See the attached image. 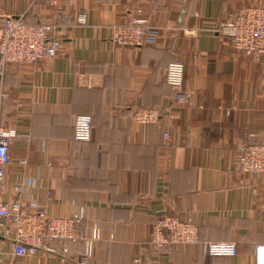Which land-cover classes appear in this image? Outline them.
<instances>
[{
    "label": "crops",
    "instance_id": "1",
    "mask_svg": "<svg viewBox=\"0 0 264 264\" xmlns=\"http://www.w3.org/2000/svg\"><path fill=\"white\" fill-rule=\"evenodd\" d=\"M259 4L264 0H0V23L10 15L54 25L61 44L56 56L10 63L0 76V119L17 131L0 199L26 213L47 206L52 216L84 207L80 239L66 254L18 255L0 232V264H84L83 239L95 227L101 235L85 264H254L256 245L264 244V174L241 171L237 153L240 143L264 141V61L236 50L218 28L241 7ZM136 9L162 28L156 44L112 40L113 25ZM175 60L185 65L187 105L166 82ZM141 107L171 115L139 123ZM77 115H91V140L74 138ZM165 214L196 224L199 241L149 246L152 224ZM230 241L235 256L203 248Z\"/></svg>",
    "mask_w": 264,
    "mask_h": 264
},
{
    "label": "built area",
    "instance_id": "2",
    "mask_svg": "<svg viewBox=\"0 0 264 264\" xmlns=\"http://www.w3.org/2000/svg\"><path fill=\"white\" fill-rule=\"evenodd\" d=\"M140 9L128 12L127 18L113 25L112 40L123 46L154 45L162 37V28L152 25L142 17ZM78 23L85 24L83 15ZM218 31L229 37L236 50L264 61V5H246L219 24ZM60 39L54 35V25L48 23H28L24 16H5L0 23V76L10 63H34L46 57H54L60 51ZM185 65L181 60L169 63L166 82L176 92L175 100L180 105L190 103V94L185 90ZM87 85H94L91 77ZM164 115H171L160 109L138 108L134 118L143 124L156 123ZM91 115H77L74 120V138L89 141L92 138ZM17 131L7 127L0 119V184L7 174L11 162L10 148ZM169 138L170 133L165 132ZM249 138H256L250 133ZM237 166L241 171L259 176L264 174V141L240 143L237 153ZM34 212L26 213L18 203L0 199V232L10 238L13 251L22 256L34 255L39 251L45 254H66L68 243L80 239L78 224L84 218V207L71 216H52L47 206L37 204ZM101 232L95 227L90 237L84 238V253L81 262L86 263L94 251V244ZM113 238V235L110 236ZM62 241L65 247L57 250L55 243ZM199 241V229L190 220L177 216L163 215L152 224L147 244L154 249L192 244ZM204 251L210 256H235L238 254L236 242H204ZM254 264H264V244L256 245Z\"/></svg>",
    "mask_w": 264,
    "mask_h": 264
}]
</instances>
